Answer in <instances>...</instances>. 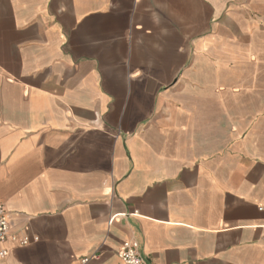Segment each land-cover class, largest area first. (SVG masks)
Masks as SVG:
<instances>
[{
  "label": "crops",
  "instance_id": "crops-1",
  "mask_svg": "<svg viewBox=\"0 0 264 264\" xmlns=\"http://www.w3.org/2000/svg\"><path fill=\"white\" fill-rule=\"evenodd\" d=\"M0 203V264H264V0H0Z\"/></svg>",
  "mask_w": 264,
  "mask_h": 264
},
{
  "label": "built area",
  "instance_id": "built-area-1",
  "mask_svg": "<svg viewBox=\"0 0 264 264\" xmlns=\"http://www.w3.org/2000/svg\"><path fill=\"white\" fill-rule=\"evenodd\" d=\"M259 209L264 210V205L259 206ZM113 217L110 219L112 221ZM11 240L19 245H26L30 242V238L26 235L18 237L16 233L10 232V222L4 206L0 203V242ZM34 240H37L34 237ZM6 254V250L0 251V257ZM118 257L125 264H146L139 248V242L136 239H127L122 242L118 251ZM91 257H96L95 254L85 256L81 259V263H86Z\"/></svg>",
  "mask_w": 264,
  "mask_h": 264
}]
</instances>
